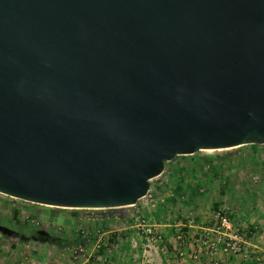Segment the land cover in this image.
<instances>
[{
	"label": "water",
	"instance_id": "obj_1",
	"mask_svg": "<svg viewBox=\"0 0 264 264\" xmlns=\"http://www.w3.org/2000/svg\"><path fill=\"white\" fill-rule=\"evenodd\" d=\"M264 144V0H0V193L133 205L175 155Z\"/></svg>",
	"mask_w": 264,
	"mask_h": 264
},
{
	"label": "rangeland",
	"instance_id": "obj_2",
	"mask_svg": "<svg viewBox=\"0 0 264 264\" xmlns=\"http://www.w3.org/2000/svg\"><path fill=\"white\" fill-rule=\"evenodd\" d=\"M147 194L125 207L73 209L0 193V256H14L8 264H144L143 256H174L176 224L191 218L194 225L208 226L220 206L249 228L264 212L236 206L244 200L264 204V144L175 155L149 180ZM141 222L157 225L163 241L144 239Z\"/></svg>",
	"mask_w": 264,
	"mask_h": 264
},
{
	"label": "built area",
	"instance_id": "obj_3",
	"mask_svg": "<svg viewBox=\"0 0 264 264\" xmlns=\"http://www.w3.org/2000/svg\"><path fill=\"white\" fill-rule=\"evenodd\" d=\"M146 195L147 192L144 196ZM174 227L170 241L174 256L188 255L190 259L197 260L203 253L210 256L220 253L240 256L249 264H264V255L249 246L251 231L248 227H240L235 223L227 206H220L212 211L208 226L194 225L189 218L186 223L176 224ZM185 227L191 228V232ZM137 228L144 239L153 242L163 241L165 234L157 225L141 222Z\"/></svg>",
	"mask_w": 264,
	"mask_h": 264
},
{
	"label": "crops",
	"instance_id": "obj_4",
	"mask_svg": "<svg viewBox=\"0 0 264 264\" xmlns=\"http://www.w3.org/2000/svg\"><path fill=\"white\" fill-rule=\"evenodd\" d=\"M252 201L244 200L240 202V204L238 203L236 207H238L239 211H242L245 209L244 207H246L247 205H251L249 206V208L252 207V210L255 214L261 215L262 212H264V204H261L257 201L252 203ZM255 220L257 221V223L250 224L249 226V230L251 231L248 239L249 246L256 250L258 253L264 255V216H260L259 219ZM189 232H191V230H189ZM187 248L188 250L190 249L189 246ZM160 250L162 253L165 251L163 247H161ZM13 258L14 256H0V264H8L7 262L13 261ZM143 258L144 261L142 263L144 264L145 261H148L147 263L149 264H249V262H247L240 256L224 255L220 253H216L211 256L207 255L206 253H203L198 257L197 260L190 259L188 255H184L183 257H177L172 255L143 256ZM28 259L32 258L28 257Z\"/></svg>",
	"mask_w": 264,
	"mask_h": 264
},
{
	"label": "trees",
	"instance_id": "obj_5",
	"mask_svg": "<svg viewBox=\"0 0 264 264\" xmlns=\"http://www.w3.org/2000/svg\"><path fill=\"white\" fill-rule=\"evenodd\" d=\"M251 145L255 146L254 144H250V146H251Z\"/></svg>",
	"mask_w": 264,
	"mask_h": 264
}]
</instances>
